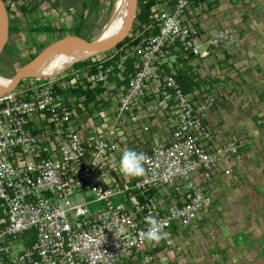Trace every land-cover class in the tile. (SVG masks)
<instances>
[{
  "label": "built area",
  "instance_id": "obj_1",
  "mask_svg": "<svg viewBox=\"0 0 264 264\" xmlns=\"http://www.w3.org/2000/svg\"><path fill=\"white\" fill-rule=\"evenodd\" d=\"M199 3L153 0L103 55L0 95V264L148 262L147 216L167 237L205 226L214 181L243 153L206 121L214 97L176 79V63L236 40L235 29L200 28ZM125 149L145 154L143 176L120 173Z\"/></svg>",
  "mask_w": 264,
  "mask_h": 264
},
{
  "label": "rangeland",
  "instance_id": "obj_2",
  "mask_svg": "<svg viewBox=\"0 0 264 264\" xmlns=\"http://www.w3.org/2000/svg\"><path fill=\"white\" fill-rule=\"evenodd\" d=\"M1 1L7 15L8 31L5 45L0 52V77L9 79L23 63L30 60L50 42L63 34L77 33L93 40L104 28L103 35L109 27L111 15L114 13L119 0H19L32 7L31 9H25L23 12L16 9V6L21 4L14 2V0ZM205 1L210 2V0ZM246 1L249 0H233L232 4L233 6L235 4L239 7H241L240 5L244 6L243 10L245 11H252L256 9V7L260 10L261 4L264 5V0H250L253 1V4L251 3L245 7ZM198 2H201V0ZM139 3L140 1H138V5ZM219 3L222 7L221 12H226L231 9L228 6L229 3L227 0H219ZM206 7V3L204 2V8H202L204 13L207 12ZM138 9L139 6L137 11ZM136 23L137 20L134 21L132 27ZM241 34L236 30V37ZM261 37H258L257 41H264V35ZM78 42L77 40L74 41L71 39L63 40L46 55L68 51L84 44V42ZM241 43L234 45V47L238 46L240 49L230 51L231 54L234 51V57L235 55H242L243 50L241 48ZM262 48H264V45L261 47L259 46L256 50L261 51ZM107 50L99 51L85 59L99 57L103 55V53H106ZM225 54L226 52L202 60L192 59L176 63L175 72L177 69V71H180L185 77L192 78L195 83L193 88H198L210 93L214 97V103L222 101L224 105L230 106L232 111L231 116L237 121L235 122L236 126L228 127L227 130H235L244 136L248 130L244 122L252 115L253 112H251V109L253 107L257 108L259 101L258 98L252 96L255 91H233L232 97L229 96L227 98L224 96L220 98L217 94L216 90L220 88V93H227L228 96V93H230V91H228L229 89L239 88V85L243 84L242 81L236 80L235 82V68L231 63L225 60ZM73 63L61 67L50 75L69 69ZM254 69H256L254 73L257 78L256 82H258L257 84L259 87L262 85L260 88L264 90V66H254ZM229 75H231V78L227 77ZM34 77L37 76L25 75L20 80H22V82L30 81ZM262 104H264V101ZM263 111L264 107L258 112H254L255 114L253 115L264 119ZM255 135L256 134H254L253 139L256 140V143H253V146L249 148L243 149V151L245 150L243 158L235 159L236 169L234 170V175L237 177V180H235L234 183L223 184L220 188L221 190L218 191V193L220 192L219 197L221 202L215 204L216 208H213L210 216L213 220L217 219V222H219L222 217L221 211H224V216L227 217L229 215V213H227L230 211L227 207L229 202L234 200L242 201L246 196L251 198L254 202H260L261 199L264 198L262 197L264 195L259 191L255 189L251 190L250 185H253L246 180L247 174H250L252 170L258 174V177L253 179V183L256 184L258 182V185H260L264 182V179L260 178V176L264 177V174H262L264 173V136L260 138L261 136ZM247 155L250 156L248 157ZM248 162H250L251 165H248ZM241 194H243V196H241ZM70 200L78 201L79 197L71 196ZM222 201L225 202V207H219V205H223L221 204ZM209 229H214H212L211 224L202 227L198 224L196 227H191L182 232L172 234L166 239L161 240L159 244L153 246L156 247V251L153 252L155 255H151V259L148 262L141 263V261H130V263L126 262V264H183L185 261H189L190 264H195L196 261H198L196 258V250L198 251L200 246L204 244L202 241V232ZM151 251L152 249H150V252Z\"/></svg>",
  "mask_w": 264,
  "mask_h": 264
},
{
  "label": "crops",
  "instance_id": "obj_3",
  "mask_svg": "<svg viewBox=\"0 0 264 264\" xmlns=\"http://www.w3.org/2000/svg\"><path fill=\"white\" fill-rule=\"evenodd\" d=\"M227 1L231 9L226 12H221L222 7L220 6L219 0H210V2L201 0L203 5L194 13L196 23L200 28L208 31H213L223 26L236 29L240 34L242 33L240 36L236 37L231 49V51L240 49L238 46L234 47V45L240 44L242 41V55H235L234 57V51L232 54L231 52L228 53L229 55L226 53L227 56L225 60L231 63L236 70L241 71L248 68L252 78L257 81L254 75L256 71L254 66H264V48H262L261 51L256 50L259 46L261 47L264 45V41H257L258 37L264 35V5L261 4V11L257 7L254 9L256 11H245L243 10L244 6L240 5L242 8L237 6V4L233 6V0ZM14 2L21 4L16 6V9L19 11L23 12L25 9L27 10V8H32L31 5L22 3L23 1L14 0ZM204 2L207 6V12L205 13L202 9L204 8ZM252 2L253 1L250 0L246 1L247 4L245 3V7ZM198 4L201 5L199 2ZM219 53L224 52H218L214 56H217ZM247 77L248 76H246V78ZM255 86L259 87L258 84H255ZM220 90V88L216 90L220 98H222L221 96L225 98L229 96L232 97L233 91H255L254 83L248 87V82L240 84L239 88L229 89L228 91H230V93H228V96L227 93H220ZM260 90L263 92V99H258L259 104H257V108L253 107L251 109V112H253L252 115L244 122L245 126L248 128L244 136L235 130H227L228 127L236 126L235 122L237 120L233 119L234 117L231 116V107L224 105L222 101L215 103L210 111L205 114L206 121L216 129L220 135L226 137L234 135L241 138L242 144L238 150L243 153V156L245 154V150L243 151V149L249 148L253 146V143H256V140L253 139L254 134H256L255 136H261L260 138L264 136V119L253 115L255 114L254 112H258L264 107V104H262L264 101V90L263 88H260ZM252 96L256 97V94L253 93ZM248 165H251V163L248 162ZM257 177L258 174L251 170L250 174H247L246 180L253 185H250L251 190L255 189L264 195V182L260 185H258V182L256 184L253 183V179ZM260 178L264 179L262 176H260ZM235 180H237V177L234 175V171L229 179L222 177L216 178L214 185L217 191L212 201V207L214 209L216 208L215 204L221 202L219 197L220 192L218 193V191L221 190V186L227 183H234ZM241 196H243V194H241ZM221 204L223 205H219V207H225L224 201H222ZM227 207L230 209V211L227 212L229 213L227 217L224 216V211H221L222 217L219 222H217V219L213 220V218H209L206 221L205 225L208 226L211 224L212 229H214L202 232L203 240H201L204 244L200 246L198 251L196 250V258L198 261H196L195 264H264V198L261 199L260 202H254L251 198L246 196L242 201L234 200L229 202ZM151 249L152 251L150 254L155 255L153 252L156 251V247H152ZM183 264L190 263L189 261H185Z\"/></svg>",
  "mask_w": 264,
  "mask_h": 264
},
{
  "label": "bare ground",
  "instance_id": "obj_4",
  "mask_svg": "<svg viewBox=\"0 0 264 264\" xmlns=\"http://www.w3.org/2000/svg\"><path fill=\"white\" fill-rule=\"evenodd\" d=\"M128 8V0H119L114 13L111 15L110 24L107 31L102 35L103 28L99 35L93 40L100 43L113 40L117 33L123 28V26H125L128 18ZM96 53V51L91 50L88 45L84 43L68 51L52 55H45L29 67L26 75H34L37 77L42 75H50L69 63L81 61ZM8 81V78L4 79L0 77V88L6 85Z\"/></svg>",
  "mask_w": 264,
  "mask_h": 264
},
{
  "label": "water",
  "instance_id": "obj_5",
  "mask_svg": "<svg viewBox=\"0 0 264 264\" xmlns=\"http://www.w3.org/2000/svg\"><path fill=\"white\" fill-rule=\"evenodd\" d=\"M128 18L125 23L124 28L120 31V33L111 41L100 43L95 40H90L80 34L77 33H66L58 37L57 39L50 42L47 46H45L41 51H39L35 56H33L30 60L23 63L21 67L9 78V81L6 85L0 88V95L6 91H10L14 89L20 79H22L25 75L29 67L35 63L37 60L45 56L50 50H52L58 43L63 40L71 39L77 40L80 42H84L88 45V47L96 52L104 51L114 47L118 44L124 37L127 35L129 30L131 29L134 21L135 15L138 8V0H128ZM7 31H8V22L7 15L4 9V5L0 0V52L3 49L6 39H7Z\"/></svg>",
  "mask_w": 264,
  "mask_h": 264
},
{
  "label": "clouds",
  "instance_id": "obj_6",
  "mask_svg": "<svg viewBox=\"0 0 264 264\" xmlns=\"http://www.w3.org/2000/svg\"><path fill=\"white\" fill-rule=\"evenodd\" d=\"M146 156L143 152H137L133 149H125L119 162L120 173L127 178L141 177L145 174L144 163ZM148 227L140 233L143 240L152 244H159L161 240L166 239L168 233L163 229L165 227L161 221L152 215L145 218Z\"/></svg>",
  "mask_w": 264,
  "mask_h": 264
},
{
  "label": "trees",
  "instance_id": "obj_7",
  "mask_svg": "<svg viewBox=\"0 0 264 264\" xmlns=\"http://www.w3.org/2000/svg\"><path fill=\"white\" fill-rule=\"evenodd\" d=\"M146 1L147 2L145 4H140L141 3L140 2L138 5L139 9L136 12L135 20H137V22H139V23H145L147 21L148 7L153 2V0H146ZM78 43H82V42L79 41ZM226 56H227V54H225V57ZM234 75H236V78L234 80H240L243 83L248 82V87L254 83V89H255L254 93L256 94V97L260 100L263 99V92L260 90L259 87L255 86V84L257 85V82L250 75V70L248 68H245L241 71L235 69ZM246 76H248V77L246 78ZM227 77L231 78V75H229ZM176 79H177V82L179 83L180 87L182 88V90L186 91V92H189L190 90H192L193 86L195 85L192 78L185 77L184 75H182V73L180 71H177V69H176ZM127 262L130 263V261H127Z\"/></svg>",
  "mask_w": 264,
  "mask_h": 264
}]
</instances>
